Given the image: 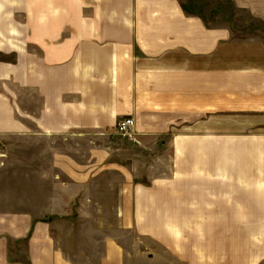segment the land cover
<instances>
[{"label":"crops","instance_id":"0c3cea01","mask_svg":"<svg viewBox=\"0 0 264 264\" xmlns=\"http://www.w3.org/2000/svg\"><path fill=\"white\" fill-rule=\"evenodd\" d=\"M6 139L0 264H264V0H0Z\"/></svg>","mask_w":264,"mask_h":264},{"label":"rangeland","instance_id":"374dc122","mask_svg":"<svg viewBox=\"0 0 264 264\" xmlns=\"http://www.w3.org/2000/svg\"><path fill=\"white\" fill-rule=\"evenodd\" d=\"M183 1H185V0H183ZM223 11L226 14V16H235L236 15L234 9L228 4L224 5ZM205 12H207L206 9H205ZM9 149H10V145H9L8 139H6V141L3 140L2 142H0V161L4 165V166H1L2 168H0V191H2V192H9L11 190L10 172H9L10 168H9L8 164H5V162L8 163L9 160L11 159ZM20 158L24 159L25 153H18V160ZM19 178H20V176H18L17 179L19 180ZM21 190H23L22 186L20 183H18L16 191L19 192ZM50 218H54V217L50 216ZM68 218L71 220V223H72L74 216H70ZM58 223H60V222H58ZM127 239L132 241L134 239L133 235L131 233H129L127 235Z\"/></svg>","mask_w":264,"mask_h":264},{"label":"built area","instance_id":"2783aa9c","mask_svg":"<svg viewBox=\"0 0 264 264\" xmlns=\"http://www.w3.org/2000/svg\"><path fill=\"white\" fill-rule=\"evenodd\" d=\"M133 128V119L131 117L121 118L115 124V130L119 134L130 136Z\"/></svg>","mask_w":264,"mask_h":264}]
</instances>
